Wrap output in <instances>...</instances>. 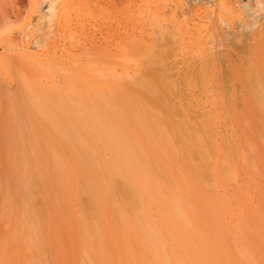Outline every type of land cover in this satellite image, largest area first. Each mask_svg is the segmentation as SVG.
Here are the masks:
<instances>
[{
    "label": "rangeland",
    "instance_id": "374dc122",
    "mask_svg": "<svg viewBox=\"0 0 264 264\" xmlns=\"http://www.w3.org/2000/svg\"><path fill=\"white\" fill-rule=\"evenodd\" d=\"M246 1L55 0L45 17L47 0H0V53L15 62L0 145L10 95L16 148L0 264H264V33L229 71L212 65L201 82L185 70L168 112L139 93L157 76L171 93L197 31L250 20ZM150 19L175 25L151 51ZM172 32L181 47L158 44ZM161 49L163 66L151 57ZM40 94L73 136L42 115ZM9 155L0 148V169Z\"/></svg>",
    "mask_w": 264,
    "mask_h": 264
},
{
    "label": "bare ground",
    "instance_id": "6f19581e",
    "mask_svg": "<svg viewBox=\"0 0 264 264\" xmlns=\"http://www.w3.org/2000/svg\"><path fill=\"white\" fill-rule=\"evenodd\" d=\"M235 1L237 2V0ZM54 2L55 0H47L46 6L48 9V12L47 13L44 12L43 16L45 17L50 16L53 10V7L55 6ZM244 5L246 6V9L249 12V17L251 18L250 20L243 21L240 24H238V26L236 27L235 25L230 24V22L227 21L226 19L219 17L213 21L212 28L208 27V28L201 29V31H197V33L200 34V37L196 38L199 40L193 46L196 48H199L201 46V48L198 51L191 49L192 50L191 52L192 53L197 52L199 55L196 54L198 55L196 56L190 52L192 55V59L189 62V64H186L185 68L181 67L182 72H177L176 80L172 79L168 85L167 83L165 84V86L167 87H172L171 89L173 90H171V93L168 92L166 89L159 91L161 88V84H164V83L162 80H159L158 76L156 77L157 83H158V88L156 90L151 88L152 85H149L146 87L142 86L139 89V93L142 96L150 100H155L157 99V97H160L162 99V102L160 103L159 106H161L164 112H168L171 106L168 103H165L164 99L170 100L171 98H176V97L179 98L180 93L179 91H175V87L183 81L182 79H186L184 76L185 70L190 80H200L201 82L202 81L205 82L207 76L209 75L215 76L213 75L214 73L211 72L212 69L214 68L212 65H218L221 62L225 63L226 71H229V66L230 65L232 66V64H230L232 63V58L242 61L243 54L244 55L250 54L251 50L255 52L258 46V42H256L257 37L259 34L264 33V21L261 22L257 28H255L261 18H263L264 20V11H263L264 2L262 0H247ZM220 20L226 22L227 26H229L230 28V33H229L230 36H228L227 38V43L224 41L223 35H219V31L221 28L219 27ZM152 24L154 25L147 29V31L149 29L150 31L145 33L144 37L146 38L143 39L149 51H151V46L157 42L155 41V39L157 38L159 34L160 35L163 34L165 29L168 26L175 27V25H170V23H163L161 19L157 21L155 19H150L149 26ZM174 34H175L174 32L169 34L168 39H166L167 38L166 35L163 36L164 42H158V44L168 45V44L177 43L178 47L179 46L181 47L185 43V41L181 40L178 43ZM209 34L212 36L211 39L207 37V35ZM237 37H242L243 41L238 42L236 39ZM202 42H205V43L210 42L211 46L205 48V46H202ZM228 45L231 48H228ZM167 56L168 54H166L161 49L159 55L156 54L155 56H151V57H153V59L155 60V63H161L163 66V65H166L165 58ZM175 56H177V53H175ZM6 58L7 59H5L4 55L0 53V95L7 93L6 91H2V90H11L12 88H14L12 85V81L10 80L12 78L11 70L14 67L15 62L13 64V55L10 53L6 54ZM247 58H250V56H248ZM245 62L248 63L250 61L245 60ZM245 70L247 74L250 73L247 67L245 68ZM2 71H4V73ZM254 71L256 72L255 68H254ZM231 72H232L231 73L232 76L234 75L239 76V73L236 71V68L234 66L232 67ZM30 86H31V83H30ZM30 86L29 84L26 85L25 92H27V88H29ZM41 93H44V92H41ZM40 95L42 96V98L41 97L39 98L38 104H39V107L41 108L42 115L44 116L48 110L51 111V115L48 118L50 122H52L56 127L59 126V127L64 128L65 130H67L69 135L73 136V132L68 127V123L66 122L65 118L67 117L65 116L63 109L59 107L57 104L47 101L45 97H43L42 94ZM5 101H6L5 106H7L5 110H6L7 119L9 120L10 125H8L5 128V130H3L4 139L0 145V148L2 151V149L5 146H7V150L10 155L7 156L8 158L5 159L4 165H1V169H0V182H1L0 184L1 185L0 186H2V189L4 191L8 190L9 192L8 187L12 186L11 171H13V168L10 167L11 161H12L11 155L13 153L12 151L16 150V148L14 147V144H13L15 134H14V125L12 121L14 119V115H13L12 104H11L12 98L10 97V95L6 96ZM27 182H28V176H25L24 185L27 184Z\"/></svg>",
    "mask_w": 264,
    "mask_h": 264
}]
</instances>
